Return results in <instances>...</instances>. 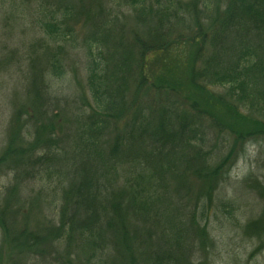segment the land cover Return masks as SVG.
I'll list each match as a JSON object with an SVG mask.
<instances>
[{
	"label": "rangeland",
	"instance_id": "374dc122",
	"mask_svg": "<svg viewBox=\"0 0 264 264\" xmlns=\"http://www.w3.org/2000/svg\"><path fill=\"white\" fill-rule=\"evenodd\" d=\"M0 264H264V0H0Z\"/></svg>",
	"mask_w": 264,
	"mask_h": 264
},
{
	"label": "trees",
	"instance_id": "16d2710c",
	"mask_svg": "<svg viewBox=\"0 0 264 264\" xmlns=\"http://www.w3.org/2000/svg\"><path fill=\"white\" fill-rule=\"evenodd\" d=\"M172 48H174V51L172 53ZM179 49V51H177ZM152 58H159L163 59L165 63V67L171 70H178L180 66H183V59H182V53H180V48L177 47H170L166 51H163L162 49H154L151 53ZM174 56L171 57V56ZM180 70V69H179Z\"/></svg>",
	"mask_w": 264,
	"mask_h": 264
}]
</instances>
